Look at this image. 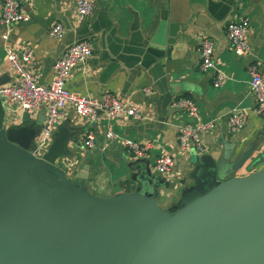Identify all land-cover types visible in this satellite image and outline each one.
Returning <instances> with one entry per match:
<instances>
[{
    "label": "crops",
    "instance_id": "crops-1",
    "mask_svg": "<svg viewBox=\"0 0 264 264\" xmlns=\"http://www.w3.org/2000/svg\"><path fill=\"white\" fill-rule=\"evenodd\" d=\"M93 1V12L79 20L73 0H26L23 11L28 21L15 23L9 29L0 24V76L8 75L6 84L17 79L7 60L6 45L16 49L30 45L34 51L31 69L40 84H49L54 65L66 48L79 40H88L93 53L72 70L66 88L90 97L112 92L141 110L138 118L122 116L91 121L67 107L53 131L54 135L58 126L64 124L67 152L56 157L55 164L65 176L74 179L92 160L85 189L95 196L109 198L131 193L134 172L130 167L141 160L142 168L148 167L156 180V204L171 210L177 208L183 194L195 185L196 155L219 162L228 153L232 162L245 150L252 149L249 160L232 176L253 171L255 168H249L250 159L264 153V115L255 111L249 67L262 68L264 0ZM241 18L249 19L245 35L249 50L239 57L227 29ZM57 23L65 29L62 38L49 35ZM6 32L9 39L4 42L2 35ZM203 35L214 42L215 68L227 75L219 88L213 86L216 70L200 69L199 47ZM183 96L195 101L203 121L216 119L212 130L200 133L204 152L192 146L185 151L180 149V126L189 121L194 123L185 111L171 107L174 99ZM4 108V127H21L23 112ZM236 108L246 113L247 123L241 130L232 132L228 114ZM44 117L45 113L42 116L40 112L37 118H30L36 129L31 140L32 153ZM109 130L114 138L106 136ZM89 132L95 135L92 147L83 144ZM53 135L45 152L52 144ZM129 140L149 143L147 154L134 157L126 145ZM162 154L175 158V167L169 174H159L154 169L156 157Z\"/></svg>",
    "mask_w": 264,
    "mask_h": 264
},
{
    "label": "water",
    "instance_id": "water-1",
    "mask_svg": "<svg viewBox=\"0 0 264 264\" xmlns=\"http://www.w3.org/2000/svg\"><path fill=\"white\" fill-rule=\"evenodd\" d=\"M5 114L0 97V264H264V153L242 176L232 175L252 149L232 162L196 155L194 187L165 210L141 160L131 193L95 196L84 185L92 160L74 179L55 164L67 152L64 124L36 156L29 114L9 128Z\"/></svg>",
    "mask_w": 264,
    "mask_h": 264
},
{
    "label": "built area",
    "instance_id": "built-area-1",
    "mask_svg": "<svg viewBox=\"0 0 264 264\" xmlns=\"http://www.w3.org/2000/svg\"><path fill=\"white\" fill-rule=\"evenodd\" d=\"M26 0H3L0 12V24L9 29L19 22H26L29 17L24 13L23 8ZM76 7V14L79 20L89 16L94 10L93 0H73ZM249 26L248 18H241L232 22L227 29V35L232 48L239 57L244 56L249 46L245 35ZM65 29L62 24H55L49 31L54 38H62ZM4 42L9 39L8 32L2 35ZM7 60L13 67L17 79L11 84L0 86V97L4 99V106L8 111H26L30 118H37L41 111L45 112L41 133L37 137L34 154L41 156L51 142L53 131L57 124L63 119L67 107H71L78 116L85 117L91 121L100 119H116L118 117H140L141 110L133 102L121 100L112 92H106L100 97L80 95L66 88V82L72 70L78 65L84 64L93 53V45L88 40H79L69 45L62 56L54 65L53 80L49 84H40L32 69L31 63L34 56L33 48L24 45L20 49L6 45ZM201 63L200 69L204 72L216 70L213 79V86L219 88L227 79V75L215 68L214 63V42L206 35L202 36L199 47ZM250 88L255 97V111L264 115V59L262 68L252 65L249 67ZM145 91H148L145 88ZM171 107L181 109L194 121L180 126L178 135L180 149L185 151L192 146L198 151L204 152L205 147L201 141L200 133L212 130L216 126V119L203 121L201 119L197 104L192 98L179 97L174 99ZM247 123L246 113L238 108L228 114V125L232 132L241 130ZM108 138H114L113 131L106 133ZM95 135L89 132L83 139L86 147L94 145ZM134 157L141 158L147 154L149 143L138 141H126ZM175 158L170 154H162L156 157L154 169L159 174H169L175 167Z\"/></svg>",
    "mask_w": 264,
    "mask_h": 264
}]
</instances>
